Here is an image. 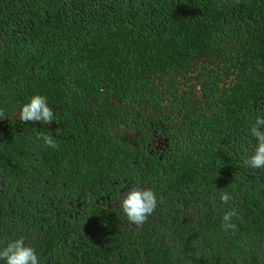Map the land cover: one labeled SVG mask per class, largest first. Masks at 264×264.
<instances>
[{
	"label": "trees",
	"instance_id": "trees-1",
	"mask_svg": "<svg viewBox=\"0 0 264 264\" xmlns=\"http://www.w3.org/2000/svg\"><path fill=\"white\" fill-rule=\"evenodd\" d=\"M182 79L194 91L183 95L189 130L138 166L108 143L74 177L43 139L27 150L31 121L14 146L0 134V166L19 184L16 201L0 193V246L23 238L39 264H264V168L246 164L264 116V0H0V118L33 94L61 111L85 95L100 104L108 88L115 106L164 112ZM123 166L157 198L142 224L120 206L58 201L64 182L107 191ZM79 203L93 213L76 214ZM229 211L234 229L222 227Z\"/></svg>",
	"mask_w": 264,
	"mask_h": 264
},
{
	"label": "flooded vegetation",
	"instance_id": "flooded-vegetation-1",
	"mask_svg": "<svg viewBox=\"0 0 264 264\" xmlns=\"http://www.w3.org/2000/svg\"><path fill=\"white\" fill-rule=\"evenodd\" d=\"M198 74L199 71L194 72L193 77H197ZM180 82L182 88L179 91L178 99L171 95L170 101L165 102L164 112L157 106L141 100L137 101V105L131 102L124 105L121 101H117L115 106L111 104L115 102V94L110 88L101 95L100 104L96 103L94 97L85 95L83 103L74 109L65 110L63 108L59 111L58 108L52 107L55 121L47 125H42L38 121L28 124L31 129V136L36 140L33 139L32 142H28L27 150L33 152L34 147L41 144L38 141H41L43 136L53 137L56 140L55 148L48 147L44 141L42 146L44 145L47 150L53 149L54 152H57L58 159L54 158L52 161L58 162L63 172H69L74 177H77L81 171L85 158L88 155H96L100 148L109 147L108 143L117 146L114 154L119 160L121 159L119 154L121 149H130L134 156L139 158L138 161H134L135 166H138L139 161L145 160L146 156L143 151L154 158L158 156L161 159L163 155L170 153L171 142L177 136L181 137L185 130H189L186 122L191 107L186 105L183 95L187 93L189 96L194 91L190 83L185 84L186 80L182 79ZM193 84L196 85V81ZM121 106L122 108H120ZM15 115L12 118L7 116L0 118V134H4L7 138V146H14L16 141H12L13 138L17 139L18 132L25 130L23 123L26 122L19 120L18 111ZM67 116L70 118L67 119ZM180 118L183 120L182 122H179ZM18 126H21V130H17ZM146 166L147 164H145ZM129 169L126 166L121 167L116 176L117 179L115 181L110 180L107 191L104 188L101 191H96L95 188H88L82 184L73 188L64 182L62 183L63 190L60 191V198H56L58 201H96L97 205L108 203L109 209L114 206L118 207L122 194L132 188H141L138 184L139 176L131 174V180L124 177V171ZM0 170L6 172L0 173V193L10 192V201H16L19 191L17 175L13 177L12 171L4 170V166H0ZM49 172L52 173L53 169H49ZM4 200L5 198L0 197V201ZM70 204L72 206V202ZM77 207L80 210L76 214H80L81 211L93 213L94 210V206H91L92 211L90 208L83 210L81 203L77 204Z\"/></svg>",
	"mask_w": 264,
	"mask_h": 264
},
{
	"label": "clouds",
	"instance_id": "clouds-1",
	"mask_svg": "<svg viewBox=\"0 0 264 264\" xmlns=\"http://www.w3.org/2000/svg\"><path fill=\"white\" fill-rule=\"evenodd\" d=\"M18 117L21 122L38 121L42 125L55 121L54 110L48 105V98L42 94H33L26 103L20 105ZM250 132L256 138L257 145L247 157L246 164L254 169L264 168V116H257ZM43 140L48 147H56L53 137L45 135ZM230 198L228 193L220 197L222 202H227ZM156 202V195L151 189L132 188L122 194L120 210L128 221L140 225L154 211ZM234 215L235 213L231 211L225 213L222 225L224 229L235 228L231 223ZM0 264H39V258L33 247L25 244L23 238H17L0 246Z\"/></svg>",
	"mask_w": 264,
	"mask_h": 264
},
{
	"label": "rangeland",
	"instance_id": "rangeland-1",
	"mask_svg": "<svg viewBox=\"0 0 264 264\" xmlns=\"http://www.w3.org/2000/svg\"><path fill=\"white\" fill-rule=\"evenodd\" d=\"M197 91H199V89L197 88Z\"/></svg>",
	"mask_w": 264,
	"mask_h": 264
}]
</instances>
